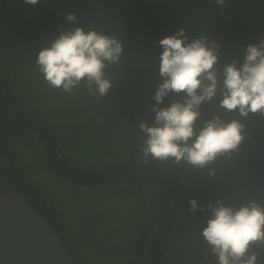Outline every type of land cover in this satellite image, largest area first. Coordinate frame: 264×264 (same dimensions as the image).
Masks as SVG:
<instances>
[{
    "label": "trees",
    "instance_id": "1",
    "mask_svg": "<svg viewBox=\"0 0 264 264\" xmlns=\"http://www.w3.org/2000/svg\"><path fill=\"white\" fill-rule=\"evenodd\" d=\"M69 13L78 19L74 26L123 43L120 63L105 70L112 83L105 96L90 94L84 84L70 94L54 89L35 63L60 30L72 27ZM180 28L189 42L202 35L216 41L221 65L242 60L249 44L264 39V0H226L223 6L216 0H0V176L49 224L76 264L94 258L100 264H141L149 234L166 214L168 231L156 234L144 264H217L201 235L210 213L201 209L217 199L264 204L259 114L237 117L247 139L212 165L214 177L208 168L151 157L144 162L138 124L155 116L150 109L162 82L159 41ZM173 99L180 97L170 94L158 107ZM202 111L204 119L223 114L215 103ZM78 179H100L107 191L112 186L110 197L127 200L134 212L117 208L104 219L91 216L78 224L61 202L72 196ZM0 192L9 193L1 179ZM191 199L199 205L194 213ZM256 251L264 264V245Z\"/></svg>",
    "mask_w": 264,
    "mask_h": 264
},
{
    "label": "clouds",
    "instance_id": "2",
    "mask_svg": "<svg viewBox=\"0 0 264 264\" xmlns=\"http://www.w3.org/2000/svg\"><path fill=\"white\" fill-rule=\"evenodd\" d=\"M36 5L39 0H24ZM226 0H216L223 6ZM66 20L72 24L60 30L50 46L42 48L35 61L45 82L54 89L72 93L84 84L90 94L105 96L112 83L105 70L118 65L124 48L122 41L83 27H76L75 13ZM162 48L159 75L162 82L153 96L151 123L141 121L140 151L148 158L171 161L192 169H210L220 157L236 153L247 139L246 125L237 117L249 114L264 117V39L249 44L242 60L219 62L220 45L200 36L189 42L185 29L159 41ZM166 107H158L169 95ZM223 114L204 119L202 106L213 104ZM226 116L233 117L226 119ZM189 212L199 205L189 201ZM210 213L201 235L217 264H258L257 246L264 245V204L251 199L240 205L217 199L201 209Z\"/></svg>",
    "mask_w": 264,
    "mask_h": 264
},
{
    "label": "water",
    "instance_id": "3",
    "mask_svg": "<svg viewBox=\"0 0 264 264\" xmlns=\"http://www.w3.org/2000/svg\"><path fill=\"white\" fill-rule=\"evenodd\" d=\"M0 264H76L22 195L0 192Z\"/></svg>",
    "mask_w": 264,
    "mask_h": 264
},
{
    "label": "flooded vegetation",
    "instance_id": "4",
    "mask_svg": "<svg viewBox=\"0 0 264 264\" xmlns=\"http://www.w3.org/2000/svg\"><path fill=\"white\" fill-rule=\"evenodd\" d=\"M174 167L175 166H173V169ZM262 168L264 169V166ZM137 171L142 172V170H137ZM0 179L4 181L5 185L8 187V190L10 188L13 189L10 183L6 181L3 177L0 176ZM78 180H81V182H83L84 185L80 181L75 182L74 184H76L77 187L73 189L72 196L70 198L64 197L63 200L61 201L63 204H65V206L68 209L69 208L71 209L72 211L71 217L75 219L78 224L80 223L82 224L88 217H91V216H95L97 217V219H100V218L104 219L105 217L109 216V214L116 212L117 208L125 209L126 207H129L130 210L128 214L134 212L132 207L126 204L127 200L123 199L122 197H120V199H112L110 197V193L113 188L112 186L108 187L109 191H107V187H99L100 185L98 183H103L100 179H97V183L94 181H85L82 179H78ZM182 180L185 181L184 179ZM172 189L173 187L170 186L169 190H172ZM179 189H180L179 187L174 189V193H173L174 197ZM173 203L174 201H171V206L173 205ZM166 215L168 216V214ZM167 216L166 218L168 219ZM166 218L163 219L159 224H157L156 226L152 228L149 234V237H148L147 248L144 250V256H143L141 264H144V261L146 260L148 256L149 247L151 246L156 234L161 229L163 232L168 231V229L164 226L167 224V221H168ZM146 221H148V219H146ZM153 221H155V219L153 220L151 219V223ZM170 221L171 219H169V222ZM139 235L140 234L138 233L137 235L134 236L136 241L140 238ZM181 243L185 244L184 240H182ZM135 248H137V246H135ZM91 263L100 264V262H98L95 258L91 259Z\"/></svg>",
    "mask_w": 264,
    "mask_h": 264
}]
</instances>
